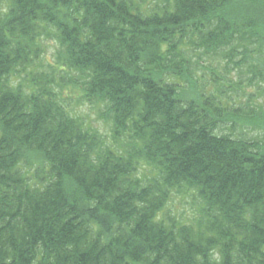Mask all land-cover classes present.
I'll list each match as a JSON object with an SVG mask.
<instances>
[{"label":"trees","instance_id":"1","mask_svg":"<svg viewBox=\"0 0 264 264\" xmlns=\"http://www.w3.org/2000/svg\"><path fill=\"white\" fill-rule=\"evenodd\" d=\"M0 264H264V0H0Z\"/></svg>","mask_w":264,"mask_h":264},{"label":"rangeland","instance_id":"2","mask_svg":"<svg viewBox=\"0 0 264 264\" xmlns=\"http://www.w3.org/2000/svg\"><path fill=\"white\" fill-rule=\"evenodd\" d=\"M55 43H50L48 47V53L50 54L53 49H54ZM64 96L66 98H69L71 96V101L70 104L73 106L75 112L82 114V115H87L94 123L95 127L99 130L100 133L102 134H108V128L103 124L101 120H97V106L94 105L90 106L84 102L81 101V99H77L79 97V91L77 90H72L71 86L68 87V89L64 90ZM68 100V99H67ZM70 100V99H69ZM257 133H259V130L256 131V133L253 134H246L247 137H254L257 136ZM185 198V197H184ZM184 198H176L173 199V204L174 206L170 207V211L176 212L177 214H182L183 217L185 218H191L192 215L194 214V209H192L189 205V200L184 199Z\"/></svg>","mask_w":264,"mask_h":264}]
</instances>
